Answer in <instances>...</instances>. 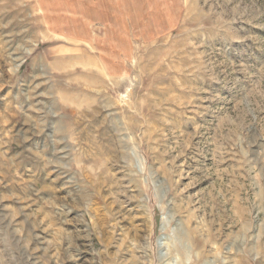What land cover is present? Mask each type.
<instances>
[{
    "label": "rangeland",
    "instance_id": "1",
    "mask_svg": "<svg viewBox=\"0 0 264 264\" xmlns=\"http://www.w3.org/2000/svg\"><path fill=\"white\" fill-rule=\"evenodd\" d=\"M71 1L0 0V264H264V0Z\"/></svg>",
    "mask_w": 264,
    "mask_h": 264
},
{
    "label": "crops",
    "instance_id": "2",
    "mask_svg": "<svg viewBox=\"0 0 264 264\" xmlns=\"http://www.w3.org/2000/svg\"><path fill=\"white\" fill-rule=\"evenodd\" d=\"M87 2H89V3H91V2H94V4H96V1H98V0H86ZM91 1V2H90ZM99 2V1H98ZM79 2H78V0H72L71 2H69L68 4H67V6H68V8L69 7H74V5L76 6V5H80V4H78ZM100 3V2H99ZM84 4V3H83ZM85 16V15H84ZM68 19V18H67ZM74 20V19H73ZM76 21V20H75Z\"/></svg>",
    "mask_w": 264,
    "mask_h": 264
}]
</instances>
